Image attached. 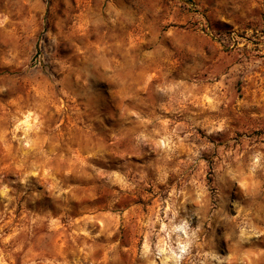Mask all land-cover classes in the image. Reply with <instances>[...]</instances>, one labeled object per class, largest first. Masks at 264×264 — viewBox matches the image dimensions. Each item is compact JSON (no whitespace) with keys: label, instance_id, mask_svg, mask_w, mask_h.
I'll return each instance as SVG.
<instances>
[{"label":"rangeland","instance_id":"374dc122","mask_svg":"<svg viewBox=\"0 0 264 264\" xmlns=\"http://www.w3.org/2000/svg\"><path fill=\"white\" fill-rule=\"evenodd\" d=\"M0 264H264V0H0Z\"/></svg>","mask_w":264,"mask_h":264}]
</instances>
